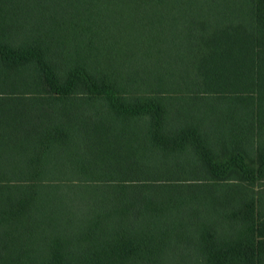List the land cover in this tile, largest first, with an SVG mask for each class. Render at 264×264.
I'll list each match as a JSON object with an SVG mask.
<instances>
[{
	"label": "trees",
	"instance_id": "trees-1",
	"mask_svg": "<svg viewBox=\"0 0 264 264\" xmlns=\"http://www.w3.org/2000/svg\"><path fill=\"white\" fill-rule=\"evenodd\" d=\"M0 264H264V0H0Z\"/></svg>",
	"mask_w": 264,
	"mask_h": 264
}]
</instances>
